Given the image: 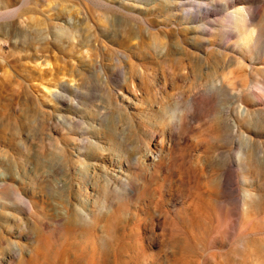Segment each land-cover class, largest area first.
<instances>
[{
  "label": "rangeland",
  "instance_id": "1",
  "mask_svg": "<svg viewBox=\"0 0 264 264\" xmlns=\"http://www.w3.org/2000/svg\"><path fill=\"white\" fill-rule=\"evenodd\" d=\"M261 3L241 53L121 0H0V264H264ZM81 84L127 124L83 153L61 95Z\"/></svg>",
  "mask_w": 264,
  "mask_h": 264
},
{
  "label": "clouds",
  "instance_id": "2",
  "mask_svg": "<svg viewBox=\"0 0 264 264\" xmlns=\"http://www.w3.org/2000/svg\"><path fill=\"white\" fill-rule=\"evenodd\" d=\"M121 2L127 6V10L133 11L135 14L146 13L150 17H156L157 9H160L161 15L167 14L175 19L177 24L189 29L191 42H196L197 37H200L201 46H209L208 42L211 41V46L230 51L233 50L231 46L240 40V34L226 29L225 21L230 20L232 14L237 10H243L245 15H249L248 9L253 10L249 16L250 25H255L262 15L260 9L262 0H257L254 3H250L248 0L244 4L235 5L231 8H227L226 0H219L220 4L226 8L221 14L216 13L217 0H194L193 5L188 9L191 12L190 16H178L179 9L175 5L180 0H121ZM137 9L139 11H136ZM200 26H206L208 30L205 32L197 31ZM262 41H264V32L259 33L257 45ZM112 94L119 97L123 95V91L112 85ZM61 95L68 97L64 100L70 109L65 114L66 118L70 117L76 122L74 133L80 141L77 148L78 152H88L91 144H95L99 140L108 142L111 139L114 142L116 137L114 128L127 127V124L113 123V114L119 111L120 104L102 99L94 85L81 84L73 87L71 92L66 89L62 90ZM60 98V96L56 97L57 100ZM127 164L128 168L125 169L124 162L121 161L120 167L116 168L117 172L112 174L111 180L115 189L121 187L125 189L122 193H117L118 198L126 197L131 200L135 194L134 181L131 179V173L135 168V159H129ZM120 170H124L123 176L118 174ZM7 264H12V261L9 260Z\"/></svg>",
  "mask_w": 264,
  "mask_h": 264
},
{
  "label": "bare ground",
  "instance_id": "3",
  "mask_svg": "<svg viewBox=\"0 0 264 264\" xmlns=\"http://www.w3.org/2000/svg\"><path fill=\"white\" fill-rule=\"evenodd\" d=\"M246 2H248V0H226L227 8H231V7H233L235 5H239V4H244ZM249 2L250 3L251 2H257V0H249ZM191 4H192V0H191V2H189V1L188 2H186V1L182 2L181 1L179 4L176 5V7L179 9V11L182 12L184 6H188V5H191ZM216 4L221 6L222 10H226L225 6L220 4L219 0H217ZM248 16H250V14ZM247 22H249V21L245 17L244 11L243 10H237L231 16V23H230V25H228L229 27L225 26L226 29L229 28L230 30L236 31V32H238L240 34V40L237 43L234 44V47L238 48L241 51V53L248 52V51L250 52V50H251L250 46H251V43L253 42V36H254L253 34L254 33L251 32V31H246V29L248 28V27L246 28V24H248ZM55 27H57V25H55ZM183 32H184V30H181V31H179L178 34L181 33V35H182ZM37 34H38V32H37ZM208 43L210 45L211 41H209ZM170 47L171 46H169L167 49L169 50L168 53L172 55L173 52L171 51L172 49H170ZM208 58H209V54L205 53L204 55L197 56L196 60L201 62V63H206L208 61ZM212 87L215 88L216 90L220 89V88L225 89V87L223 85H221V84L220 85L216 84V85H213ZM148 152L150 154L147 153L145 155V160L146 161L144 160V158H143V161L148 162V164L154 165L157 162V160L159 161V156L160 155L155 154L153 151H148Z\"/></svg>",
  "mask_w": 264,
  "mask_h": 264
}]
</instances>
